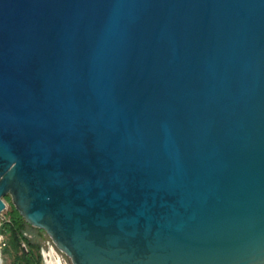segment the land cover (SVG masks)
I'll return each instance as SVG.
<instances>
[{"label":"water","instance_id":"water-1","mask_svg":"<svg viewBox=\"0 0 264 264\" xmlns=\"http://www.w3.org/2000/svg\"><path fill=\"white\" fill-rule=\"evenodd\" d=\"M5 196L71 264H264V0H0Z\"/></svg>","mask_w":264,"mask_h":264},{"label":"trees","instance_id":"trees-1","mask_svg":"<svg viewBox=\"0 0 264 264\" xmlns=\"http://www.w3.org/2000/svg\"><path fill=\"white\" fill-rule=\"evenodd\" d=\"M4 200L8 202L9 207L0 212V234L6 237L0 248L2 262H7V264H43L41 240L37 236L34 242L30 240L25 233L26 227L30 224L14 208L9 196H5ZM39 230L41 231V229Z\"/></svg>","mask_w":264,"mask_h":264},{"label":"rangeland","instance_id":"rangeland-1","mask_svg":"<svg viewBox=\"0 0 264 264\" xmlns=\"http://www.w3.org/2000/svg\"><path fill=\"white\" fill-rule=\"evenodd\" d=\"M6 203V208L3 210L5 211L9 204L4 200ZM39 231V232H38ZM25 233L28 235L30 240L34 242L35 237L37 236L39 240H41V243L43 245V250L41 251L42 257H43V264H71L69 258L65 256L62 252H60L52 243L49 236L44 232V230L41 229V231L38 228H35L31 225L27 226L25 229ZM6 237L3 234H0V248L3 245V242L5 241ZM35 250V249H34ZM52 257V258H51ZM52 259V262H50L49 259ZM2 264H7V262Z\"/></svg>","mask_w":264,"mask_h":264},{"label":"flooded vegetation","instance_id":"flooded-vegetation-1","mask_svg":"<svg viewBox=\"0 0 264 264\" xmlns=\"http://www.w3.org/2000/svg\"><path fill=\"white\" fill-rule=\"evenodd\" d=\"M43 248H44V247H43V245H42V247H41V251L43 250ZM41 255H42V254H41ZM64 255H65V254H64ZM65 256H66V255H65ZM49 260H50V262H52V259H51V258H50Z\"/></svg>","mask_w":264,"mask_h":264},{"label":"built area","instance_id":"built-area-1","mask_svg":"<svg viewBox=\"0 0 264 264\" xmlns=\"http://www.w3.org/2000/svg\"><path fill=\"white\" fill-rule=\"evenodd\" d=\"M22 246L25 248V245H24V243H22Z\"/></svg>","mask_w":264,"mask_h":264}]
</instances>
